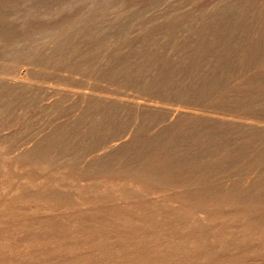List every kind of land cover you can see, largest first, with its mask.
Wrapping results in <instances>:
<instances>
[{"label": "rangeland", "instance_id": "obj_1", "mask_svg": "<svg viewBox=\"0 0 264 264\" xmlns=\"http://www.w3.org/2000/svg\"><path fill=\"white\" fill-rule=\"evenodd\" d=\"M0 78L4 139L49 129L63 138L51 151L57 168L112 161L180 181L181 197L199 208L171 201L157 222L203 247L168 264H264V0H0ZM26 215L7 231L0 219V264H167L155 243L129 251L124 235L122 260L100 257L104 240L90 231L58 247L72 231L35 236L31 221L42 217ZM76 215L102 223L100 213Z\"/></svg>", "mask_w": 264, "mask_h": 264}, {"label": "bare ground", "instance_id": "obj_2", "mask_svg": "<svg viewBox=\"0 0 264 264\" xmlns=\"http://www.w3.org/2000/svg\"><path fill=\"white\" fill-rule=\"evenodd\" d=\"M145 60H147V59H145ZM64 62H65V60H64ZM20 67H21V65H20ZM22 69H23V67H22ZM68 77H70V76H68ZM0 79H2V78H0ZM3 79H6V78L3 77ZM12 79H13V77H12ZM2 81H4V80H2ZM15 81L17 82V80H15ZM18 82H21V81L18 80ZM0 86H1V84H0ZM13 86H15V85H13ZM10 88H12V87H10ZM75 92H76V90H75ZM66 100H64V101H66ZM45 103L42 105H45ZM82 103H85V102H82ZM48 104L49 103H47V105ZM136 110H139V109H136ZM28 118H30V117H28ZM151 119H152V117H151ZM110 120H112V119H110ZM0 121H2V120H0ZM65 122H67V121H65ZM65 122H63V123L65 124ZM7 123L8 124H6V125H9V121ZM63 123H61V125ZM10 124H11L10 126H12V127H13V125H15L14 123L12 125V122ZM58 124H59V121H58ZM64 124H63V127H64ZM52 125H54V124H52ZM67 126L69 128V125H67ZM63 127L62 128L59 127V128H61V130H62ZM15 130H16V128H15ZM41 130H43V129H41ZM41 130H39V132L37 131V133H35V134L33 133V136H31V137H29V138L27 137L26 139H28V140H26V141H25V139H23V137L21 138V134L17 131H15V133L17 132L16 135L8 137L6 139H4L5 135L3 136V133L2 132L0 133V137H1V134L3 136L2 137L3 139L2 140L0 139L1 140L0 141V219L2 218L4 220L3 225L1 224V226L3 227L2 229H6V231L9 228L12 229L11 226H13L14 220L16 221L18 219H24L26 221V219H27L26 214L36 211L37 213H39L41 215L42 219H38L35 221H33V219H32V221H31L32 225L30 226L29 229H30V232L33 233L35 236H39L40 234H44V233H45L44 234L45 236H48V235L52 236V234H54V233H56L55 235L57 236V233H59V232L64 233V231H72L73 235L72 234H70L69 236L64 235L63 237L59 238L58 242H60L61 245H59L58 247H60V246L62 247L63 245H66L67 243L71 242L69 240L80 237V236H82L81 238L85 242L87 241V239L88 240L92 239V238H90L89 235H85V233H87L89 231L92 234L99 233L100 238H102L104 240V242H99L97 247L96 246H94V247H96V251L98 252L97 254L100 257L101 256H108L107 259H109L111 261L114 260L113 258H115V257H118V258L120 257L119 258L120 260H122V258L124 259V255L122 252H121L122 254L121 253L118 254L119 251H122V246L120 245V242H121L120 236H122V235L125 236L124 239L127 238L130 241H132V239L134 240L133 241L134 243H131V244H129V246L125 247V248H128L129 251H131L132 248L136 247V246H134L135 244H152V243L154 244L155 243L157 245L156 250H158L157 257L161 256L160 263L161 262L163 263L166 260L167 261L166 263L168 264V263H170V260L172 259V257L174 260H176L178 257H180L182 255H183V257H185V255H187L186 257H192L190 252L193 253V251H196V250L203 247V246H200L201 241L198 243V242H195L194 240L193 241L188 240L187 237H186L187 239L182 237V236H181L182 238H180L178 240L174 239L173 235H170L169 233H168L169 235L166 234L167 232L165 231V228L167 227L168 221L164 222V220H163L162 223H160V224L157 222L158 218H161L163 216V213H164V212L162 213L161 209H158V208H160L162 206H165L164 208L170 207L171 201L174 203H177V204L179 203V205H180V203H182V204L186 203V204L190 205L191 207H193V210L195 208H199L198 206L194 208V206L191 203V200L189 201L187 198H186L187 200H185L183 197H181L180 194H183L184 192H182V187H180L178 185L180 181H178V184H176V183L173 184V183L168 182V181L167 182L158 181V180L154 179V177H152L151 170H146L144 167L143 168L146 171L144 169L137 170V171H130V170H127L126 167L124 168L125 170L120 169L121 167H119V168L109 167L110 166L109 164H112L111 163L112 161H110V163H108L109 161L107 162L106 159H105V162H107L108 166L105 167L104 166L105 163L103 162V164H104V165H102L103 167L100 166V168L96 169V170H89L90 168H88V167H87L88 169L87 168L85 169V167H86L85 162L82 160L79 162V164H77L75 166L64 165L62 167L60 166L59 168H57L54 166L55 163H54L53 156H51L52 155L51 151L53 152V149L55 147H57V144H58L57 141L59 138L57 137V135L48 132L49 129L46 130L48 133L43 132ZM50 130H55V129L51 128ZM2 131H4V130H2ZM9 132L7 131V133L6 132L5 133L8 135ZM15 133H13V134H15ZM21 133H22V131H21ZM65 133L66 132H64V134ZM143 135H141V136H143ZM146 137L144 140L145 142H147ZM60 139H63V138H60ZM137 140H135V141H137ZM142 140L143 139L141 138V141ZM109 141L114 142L115 140H111V138H110ZM113 142L111 143L112 145H114ZM127 142L131 143L130 141H127ZM127 142H125V143H127ZM138 142L139 141H137V143ZM140 143L141 142H139L138 144H140ZM115 144H117V143H115ZM122 145L123 144H121L120 146L122 148H125ZM149 145H151V144H149ZM115 146L116 145H114V147ZM146 146H147V144H146ZM116 147H118V144ZM121 147H118V148H121ZM135 147L136 146H134V148ZM148 147H150V146H148ZM145 148H147V147H145ZM107 149H109V148L107 147ZM117 150H119V149H117ZM120 150H119V152H120ZM128 150H130V149H127V151ZM89 152H88V154H90ZM129 153H131V152H129ZM124 154H125V152H123V156H125ZM126 154H128V153L126 152ZM154 154H155V152H154ZM93 155H95V153L91 154V156H93ZM116 155L120 156V154H117V153H116ZM97 156H99V155L97 154ZM84 157H86V155ZM99 157H101V155ZM162 157L163 156H161L160 158H162ZM156 158L158 159V156ZM160 158L158 160H160ZM149 159H151V161H152V159L154 160V158H151V157H149ZM157 159H156V161H157ZM84 160H86V159H84ZM123 160H125V159H123ZM146 160H148V159L146 158ZM162 160L160 163L165 162V160H163V161ZM100 161H96V162L99 163ZM129 161H131V160H129ZM113 162H114V160H113ZM145 162H147V161H145ZM100 163H99V165H101ZM123 163H124V161H123ZM154 163L152 161V163H149V164H154ZM158 163H157V165H158ZM172 163H173V161H172ZM89 164L90 163H88L86 165L89 166ZM117 164H118V162H117ZM134 167H132V168H134ZM156 167L157 166H155V168ZM164 167H165V165H164ZM171 167H173V166H171ZM127 168L129 169V167H127ZM132 168H130V169L133 170ZM166 168H164V169H166ZM147 169H149V166ZM159 169L160 168H158V170ZM160 171H162V170L160 169ZM159 174H161V173L159 172ZM183 175H182V177L185 176V175L184 176ZM161 176H162V174H161ZM177 176H179V175H177ZM173 177L175 179V176H173ZM170 178H172V177H170ZM167 179H169V178H167ZM170 181H172V179ZM175 181L177 182V180H175ZM183 181H182V183H184ZM191 182H193V181H191ZM189 183H190V181H189ZM189 183H187V184H189ZM195 185H197V184H195ZM189 187L193 188L192 186H189ZM216 188H215V190H216ZM194 189H196V188H194ZM183 191H184V189H183ZM185 192H186V190H185ZM190 193H192V192H190ZM211 198H209V199L211 200ZM209 199H206V202ZM211 201H213V200H211ZM179 209H180V206H179ZM75 210H80L81 212L100 213L102 215V217H100L99 219L102 223L98 226L91 228V227H89V225L83 224V222H85V219H82V218L78 217L77 215L71 217V212L73 213ZM178 212H179V210H178ZM82 215H84V214H82ZM251 217L252 216L250 215L249 218L251 219ZM148 219H150V220L152 219L151 223L146 222V221H148ZM252 219H254V218H252ZM152 221H153V223H152ZM244 221H245V219H244ZM253 221L254 220H252L250 223H252ZM46 222L50 223V224H47ZM248 222H249V220H248ZM248 222H246V223H248ZM257 223L258 222H255V223L253 222L252 224H257ZM18 225H19V223H18ZM249 226L251 227L253 225H249ZM23 227H25V226H23ZM13 228H15V227H13ZM191 228L188 227V231ZM16 229H18V228H16ZM147 229H154L155 231L152 230V232L147 234V232H146ZM198 229L199 228L192 230V231L190 230V234L192 235V233L196 232V230H198ZM20 230H21V228H20ZM40 231H43V232H40ZM219 232H220V234L225 235L223 230H221ZM77 235H79V236H77ZM231 235H232L231 233H228V234L226 233V236H231ZM10 238H12V237H10ZM212 238H213V240H215V237H212ZM52 241H53V239H52ZM2 242L3 241H1L0 243L2 244ZM38 243H40V242H38ZM24 245H26V244H24ZM26 246H23V247L20 246V247L23 248V250H26V248H24ZM152 248H153V246H152ZM132 253H133V251H132ZM127 257H128V255H127ZM72 258H73V256H72ZM156 262H158V260ZM46 264H48V263H46ZM92 264H100V263L95 261ZM135 264H136V262H135Z\"/></svg>", "mask_w": 264, "mask_h": 264}]
</instances>
